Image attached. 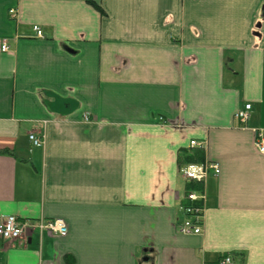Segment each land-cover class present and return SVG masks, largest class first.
Returning <instances> with one entry per match:
<instances>
[{
    "label": "crops",
    "instance_id": "1",
    "mask_svg": "<svg viewBox=\"0 0 264 264\" xmlns=\"http://www.w3.org/2000/svg\"><path fill=\"white\" fill-rule=\"evenodd\" d=\"M92 1L0 0V223L68 227L0 237V264H264V0ZM197 149L220 167L201 185Z\"/></svg>",
    "mask_w": 264,
    "mask_h": 264
},
{
    "label": "built area",
    "instance_id": "2",
    "mask_svg": "<svg viewBox=\"0 0 264 264\" xmlns=\"http://www.w3.org/2000/svg\"><path fill=\"white\" fill-rule=\"evenodd\" d=\"M11 14L15 16V11H11ZM34 31L37 37L44 38V33L39 26H35ZM0 51H9L7 40H3L0 44ZM251 108V105L248 104L244 109L238 110L235 114V119L241 124L246 125L250 119ZM84 118L88 120V115H84ZM30 139L34 146L40 147L43 145L44 141L42 138L31 135ZM191 147L203 148V144L194 140L191 141ZM255 147L261 154H264V129L255 131ZM211 171L214 172V175L218 176L220 174L219 165L215 163L190 164L184 167L181 172L189 181L201 185L205 183ZM204 200L205 196L203 194L193 191L187 194V204L183 206V211L187 215V218L180 226L182 234L201 235L203 233ZM33 232L37 233L39 238L45 236L66 237L68 227L61 219L20 221L14 215L4 216L0 223V237L7 241L24 240L27 242V238ZM219 264L235 263L231 258L225 257Z\"/></svg>",
    "mask_w": 264,
    "mask_h": 264
},
{
    "label": "trees",
    "instance_id": "3",
    "mask_svg": "<svg viewBox=\"0 0 264 264\" xmlns=\"http://www.w3.org/2000/svg\"><path fill=\"white\" fill-rule=\"evenodd\" d=\"M88 4L93 6L97 11H99L101 14L105 15L104 11L100 7L99 4L92 0H85ZM182 162L180 163H186L191 164V163H202L204 161V151L202 149H197L191 154H186L183 156V159L181 160ZM196 188L195 186L191 185V189Z\"/></svg>",
    "mask_w": 264,
    "mask_h": 264
}]
</instances>
